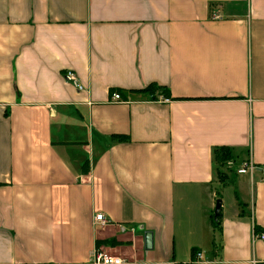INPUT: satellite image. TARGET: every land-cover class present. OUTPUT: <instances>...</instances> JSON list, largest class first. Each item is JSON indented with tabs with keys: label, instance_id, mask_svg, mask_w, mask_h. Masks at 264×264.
Returning <instances> with one entry per match:
<instances>
[{
	"label": "crops",
	"instance_id": "crops-1",
	"mask_svg": "<svg viewBox=\"0 0 264 264\" xmlns=\"http://www.w3.org/2000/svg\"><path fill=\"white\" fill-rule=\"evenodd\" d=\"M152 82L172 97L130 92ZM249 160L264 168V0H0V264H264Z\"/></svg>",
	"mask_w": 264,
	"mask_h": 264
},
{
	"label": "built area",
	"instance_id": "built-area-1",
	"mask_svg": "<svg viewBox=\"0 0 264 264\" xmlns=\"http://www.w3.org/2000/svg\"><path fill=\"white\" fill-rule=\"evenodd\" d=\"M66 79L70 82H73L79 89H83V86L78 82L75 74L72 71H68L65 74ZM112 100L115 102H124V98L122 94L118 91L112 93L111 96ZM261 170L264 174V168H260L256 163L253 161H245L238 168V174H246V173H255L256 171ZM109 223L108 218L103 213H97L94 217V224L106 226ZM256 238L264 239V232H260L255 235ZM202 254L200 252H196L193 262L191 264H197L199 260H201ZM95 262L99 264H123L125 260L119 256L111 255L103 251L102 249H98L95 254Z\"/></svg>",
	"mask_w": 264,
	"mask_h": 264
},
{
	"label": "trees",
	"instance_id": "trees-1",
	"mask_svg": "<svg viewBox=\"0 0 264 264\" xmlns=\"http://www.w3.org/2000/svg\"><path fill=\"white\" fill-rule=\"evenodd\" d=\"M113 91L114 90H112V93H113ZM130 92H135V93H139V94H147L148 96H150L152 98H156L158 96H164L167 98L172 97L169 89L166 88V86L159 85L156 82L150 83L145 88H141V89H137V90H130ZM120 93L123 96L125 94L124 91H122V90ZM121 137H125V136H121ZM232 157L233 156H232L231 150L229 149V147H226V146L219 148V150L216 152V158L221 165L225 164L226 161L232 159ZM220 177H221V180H223V175L221 173H220ZM212 222H213L215 230L218 231L219 233L222 232V212H221V210L217 216L215 215V213L212 215ZM256 232H258V233L262 232V229H260L259 226H257V225H256ZM105 243H110V241L97 240L96 241L97 248H99L102 244H105ZM196 252L197 251L194 250V252H193L194 257L196 255ZM177 264H182V263H177ZM187 264H191V263H187Z\"/></svg>",
	"mask_w": 264,
	"mask_h": 264
},
{
	"label": "water",
	"instance_id": "water-1",
	"mask_svg": "<svg viewBox=\"0 0 264 264\" xmlns=\"http://www.w3.org/2000/svg\"><path fill=\"white\" fill-rule=\"evenodd\" d=\"M221 207H222V200L218 199L216 203V207H215V212H214L216 216L219 214Z\"/></svg>",
	"mask_w": 264,
	"mask_h": 264
},
{
	"label": "rangeland",
	"instance_id": "rangeland-1",
	"mask_svg": "<svg viewBox=\"0 0 264 264\" xmlns=\"http://www.w3.org/2000/svg\"><path fill=\"white\" fill-rule=\"evenodd\" d=\"M233 194V193H232Z\"/></svg>",
	"mask_w": 264,
	"mask_h": 264
}]
</instances>
